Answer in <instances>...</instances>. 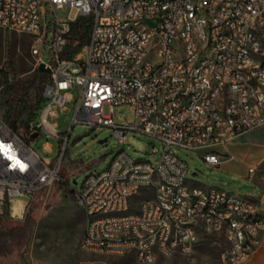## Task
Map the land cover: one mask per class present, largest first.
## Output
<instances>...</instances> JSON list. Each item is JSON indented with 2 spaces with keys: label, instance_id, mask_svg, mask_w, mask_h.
I'll return each mask as SVG.
<instances>
[{
  "label": "built area",
  "instance_id": "2783aa9c",
  "mask_svg": "<svg viewBox=\"0 0 264 264\" xmlns=\"http://www.w3.org/2000/svg\"><path fill=\"white\" fill-rule=\"evenodd\" d=\"M64 7L77 16L52 14ZM85 16L93 18L89 44L62 58L72 24ZM0 32L30 36L36 66L51 76L39 114L19 135L4 118L0 53V213L64 181L65 147L52 162L34 141L68 142L54 121L76 91L70 132L85 124L113 129L119 143L131 133L164 143L160 159L135 160L122 150L107 170L88 174L80 191L71 189L85 217L82 250L153 264L192 253L205 230L224 235L227 264L251 257L264 230L256 197L189 184L177 151L203 152L207 165L220 167L236 158L208 149L264 126V0H0ZM116 107L130 108L134 119L117 123ZM45 151L52 152L49 142Z\"/></svg>",
  "mask_w": 264,
  "mask_h": 264
},
{
  "label": "rangeland",
  "instance_id": "374dc122",
  "mask_svg": "<svg viewBox=\"0 0 264 264\" xmlns=\"http://www.w3.org/2000/svg\"><path fill=\"white\" fill-rule=\"evenodd\" d=\"M52 14H56L61 21L77 16L76 10L69 7L58 9ZM32 43V38L26 34L0 32V53L4 71L9 77L12 78L15 74L26 79L38 69L31 55ZM76 99L77 92L73 91V100L66 104L67 110L59 111V116L54 121L63 135L70 134L68 142L65 144L56 138L47 139L44 136L34 141V148L41 157L52 162L59 160L65 147L60 172L64 181L44 188L31 198H21L28 201L21 218L14 217L12 208L9 209L10 226L24 224L26 215L30 212L31 232L26 246L11 256L0 259V264H78L82 260L96 259H105L113 264H141L133 254L95 253L81 249L85 217L81 214V208L75 204V192L71 189L80 191L88 174L107 170L114 157L122 150L135 160L160 159L164 143L155 136L133 133L128 135L126 143H119L113 129L104 127L97 130L85 124L75 125L70 132ZM114 114L117 123L134 119V113L128 107H116ZM39 121L40 118H37L35 123ZM106 138L107 142L99 143ZM47 142L52 146V152L45 151ZM154 148L159 149L157 157L153 153ZM207 151L231 154L236 159L212 168L203 161V152L178 149L177 155L188 163L190 169L189 184L248 194L253 187L248 177L250 167L257 168L253 178H260L264 182V126L240 136L226 148L215 147ZM244 185L250 187L240 190ZM226 248L227 241L222 233L201 230L192 253L177 254L171 258L160 257L153 264H224L223 253Z\"/></svg>",
  "mask_w": 264,
  "mask_h": 264
},
{
  "label": "trees",
  "instance_id": "16d2710c",
  "mask_svg": "<svg viewBox=\"0 0 264 264\" xmlns=\"http://www.w3.org/2000/svg\"><path fill=\"white\" fill-rule=\"evenodd\" d=\"M92 16L78 18L72 24L62 58L69 59L80 53L89 44ZM51 80L49 73L36 69L32 76L12 78L5 73L6 89L2 95L4 118L13 132L21 135L37 117L42 106V92ZM9 206L0 213V259L6 258L26 246L31 232L30 212L24 224L9 225ZM113 264V263H111Z\"/></svg>",
  "mask_w": 264,
  "mask_h": 264
},
{
  "label": "crops",
  "instance_id": "0c3cea01",
  "mask_svg": "<svg viewBox=\"0 0 264 264\" xmlns=\"http://www.w3.org/2000/svg\"><path fill=\"white\" fill-rule=\"evenodd\" d=\"M254 175L248 176L250 179V183L253 186V187L251 186L252 190L248 192V194H252L256 197L264 214V182H262L260 178L254 179L253 178ZM239 178L241 179L243 177H239ZM19 202H22L25 206L28 203V201L24 199H14L12 201V205ZM81 214L84 215L83 212ZM223 262L224 264H227L224 260ZM78 264H111V263L105 259H96V260H82ZM243 264H264V230H262L258 235V246L256 250L251 255V257Z\"/></svg>",
  "mask_w": 264,
  "mask_h": 264
},
{
  "label": "bare ground",
  "instance_id": "6f19581e",
  "mask_svg": "<svg viewBox=\"0 0 264 264\" xmlns=\"http://www.w3.org/2000/svg\"><path fill=\"white\" fill-rule=\"evenodd\" d=\"M24 210L25 205L22 202L15 203L12 205V215L14 217L21 218L23 216Z\"/></svg>",
  "mask_w": 264,
  "mask_h": 264
},
{
  "label": "water",
  "instance_id": "95a60500",
  "mask_svg": "<svg viewBox=\"0 0 264 264\" xmlns=\"http://www.w3.org/2000/svg\"><path fill=\"white\" fill-rule=\"evenodd\" d=\"M39 70L41 71H44V72H47V73H50V70L46 69L44 64H41L39 67H38ZM38 137V133H35L33 136H32V139H36ZM107 138L106 139H103V140H100L99 143L100 144H104L105 142H107ZM76 183V181H75ZM80 188H83V184H81ZM244 188H249V186H243L240 188V190L244 189Z\"/></svg>",
  "mask_w": 264,
  "mask_h": 264
}]
</instances>
